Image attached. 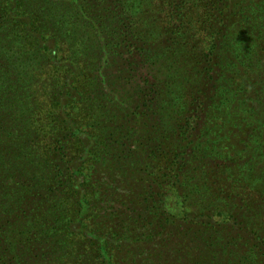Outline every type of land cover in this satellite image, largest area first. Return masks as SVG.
<instances>
[{"label": "trees", "instance_id": "16d2710c", "mask_svg": "<svg viewBox=\"0 0 264 264\" xmlns=\"http://www.w3.org/2000/svg\"><path fill=\"white\" fill-rule=\"evenodd\" d=\"M0 264H264V0H0Z\"/></svg>", "mask_w": 264, "mask_h": 264}, {"label": "rangeland", "instance_id": "374dc122", "mask_svg": "<svg viewBox=\"0 0 264 264\" xmlns=\"http://www.w3.org/2000/svg\"><path fill=\"white\" fill-rule=\"evenodd\" d=\"M166 207L167 209L173 213L177 214L179 211V201L178 199L174 196V194H170L166 200Z\"/></svg>", "mask_w": 264, "mask_h": 264}]
</instances>
